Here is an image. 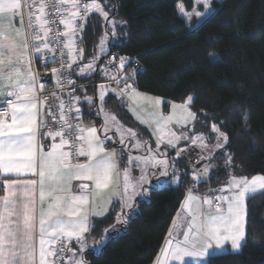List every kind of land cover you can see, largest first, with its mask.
Segmentation results:
<instances>
[{"label": "snow or ice", "instance_id": "snow-or-ice-1", "mask_svg": "<svg viewBox=\"0 0 264 264\" xmlns=\"http://www.w3.org/2000/svg\"><path fill=\"white\" fill-rule=\"evenodd\" d=\"M210 2L196 0L205 8L210 6ZM179 8L189 20L193 15L201 16L195 10L193 13L185 12L182 4ZM92 10L102 13L107 19V12L95 0L83 5L84 15L81 14L80 0H0V97H3L0 101V188L4 192L0 195V264H64L69 252L72 254L68 257V264H88L84 252L88 234L95 230L90 217H99L108 211L96 205L101 190L111 192L106 203H111V197H117L121 207L129 210L116 218L117 223L127 226L130 214L138 212L139 206L134 207L133 204L135 196L146 195V192L137 191V185L147 180L150 169L162 168L160 174L168 175L167 149L175 150L181 139L199 145L208 152V156L202 158L208 159L209 164L202 173H194V178L206 176L212 166L214 150L209 148L203 135L190 137L186 131L180 134L169 132L167 136L162 134L157 136L156 149L153 150L151 145L145 147L147 142L142 143L137 139L136 131L127 129L125 133L117 128L120 145L127 147V135L130 139H136L133 147L145 148L146 154L129 155L128 163L134 160L140 175L132 177L131 169L125 167L122 191L112 190L113 185L116 189L120 187L119 162L116 149L108 150L105 147L106 142H114L107 135L110 130L108 114H105L104 135L101 138L94 126L69 123L66 113L73 109H66L63 100L58 105L45 104L55 93L43 97L39 95L45 85L38 83L33 61L43 57L46 68L48 62L56 63L59 58L60 68L51 69L59 83L61 70L71 69L77 56L83 58V50L75 48V35L83 30L77 26L76 20H83ZM56 24L64 25L66 31L59 32L54 28ZM103 44L104 39H101ZM57 48L60 49L58 55ZM101 50H104L103 47ZM65 55L70 62L63 59ZM94 63L95 58L81 67L80 73L93 71ZM126 63V59L121 57L120 68H124ZM136 74L132 72L122 77H111L118 86L113 90L114 94L121 97L122 104H129V110L134 111L141 102L157 109L170 104L171 114L153 113L157 131L166 129L173 122L187 128L189 121H196V114L191 111L195 97L188 96L184 103L178 105L143 94L135 87L138 83ZM68 83L74 82L68 80ZM120 84H123L122 88ZM87 99L89 104L93 103L92 98ZM99 99L102 103L105 101L103 91ZM43 107H46L44 114L59 123V130L40 131L41 127L49 128L47 121L40 120ZM54 107L56 112L53 111ZM80 111V108H75L77 120ZM111 120L115 122L116 117L112 116ZM140 123L144 124L145 121L140 120ZM212 131L216 133L214 149H223L228 143L227 134L216 125L212 126ZM38 136L53 141L48 151L45 152L43 145L38 143ZM57 137L58 143L55 142ZM162 146L165 147L164 151H161ZM181 151L183 149L177 151V157ZM225 157L227 168L232 165L233 157L227 153ZM229 175L226 188L209 189L211 193L219 192V195L198 197L191 190L188 191L181 205L187 215L186 230L175 235L169 230L155 264H185L186 257L196 264H212V260L229 254L226 244H230L232 253L242 250L247 242L246 200L264 193V175L251 179ZM27 176L34 178L20 179ZM73 182H79L76 184L79 194L73 192ZM175 182H179L178 179ZM119 231L113 226L105 230V237ZM73 240L78 246L75 250L68 245Z\"/></svg>", "mask_w": 264, "mask_h": 264}, {"label": "trees", "instance_id": "trees-1", "mask_svg": "<svg viewBox=\"0 0 264 264\" xmlns=\"http://www.w3.org/2000/svg\"><path fill=\"white\" fill-rule=\"evenodd\" d=\"M97 1L107 19L96 11L86 17L83 59L75 68L78 78L95 80V71L81 75L79 69L97 55L107 33V54L137 56L144 65L136 75V88L175 102L192 95L197 117L192 132L211 135L217 124L228 136L227 145L214 154L207 179L196 181L171 154L174 170L181 171L179 184L152 186L148 199L134 205L138 212L130 214L127 226L117 223V204L93 219L95 230L89 235L106 242L99 251L84 253L88 264H152L194 182L205 191L226 184L229 173L264 175V0L214 2V12L195 29L179 14V5L191 10L195 0ZM37 69L44 73L49 67L38 64ZM104 104L139 135L150 136L118 96L109 93ZM225 153L233 157L227 168ZM113 226L120 231L106 238L105 230ZM246 233L242 250L229 251L212 264H264V193L247 200Z\"/></svg>", "mask_w": 264, "mask_h": 264}, {"label": "built area", "instance_id": "built-area-1", "mask_svg": "<svg viewBox=\"0 0 264 264\" xmlns=\"http://www.w3.org/2000/svg\"><path fill=\"white\" fill-rule=\"evenodd\" d=\"M81 4V14L84 15L83 13V1L80 0ZM27 9H25V12ZM86 17L87 14L85 15V18L83 20H80L77 18L76 24L78 27L82 28V31H79L75 35V48L76 49H82L84 47V31L86 28ZM55 19V17H53ZM55 29H58L59 32L63 33L66 31L64 25L62 24H56L54 25ZM60 49L57 48V55L59 54ZM65 53H67V49L64 50ZM123 57L126 59L127 63L125 64L124 68H120V58ZM115 58V59H114ZM65 61L70 62L68 60L67 55L63 58ZM83 59V58H82ZM82 59L77 56L76 62L72 64L71 69H62L60 73V82L58 83L54 74L51 72L52 68H60V62L59 58L56 63L48 62L47 67H49L48 73H50L51 78L50 80L47 81V85L43 89L42 92L39 93L41 97L55 93V96L52 97L50 96L48 101L45 102L46 105H58L61 100L65 102L66 109L71 108L73 111L67 112L68 116V122L69 123H79L82 125V121L84 119V113L82 111L81 105H80V94L84 92L86 89H88L89 86H95L99 83L107 84L110 87H113L114 89H117V84L114 80L111 79L113 75H116L118 77H122L123 75L127 73H132V72H140L141 70L144 69V65L138 60L137 56H131V55H119L117 53H111L103 56V58L100 59V61L97 63L96 69H95V80H80L78 76L75 73V68L81 63ZM36 65L42 64L44 65V58H37L34 60ZM47 73V74H48ZM137 75V74H136ZM136 79V76H135ZM68 80L73 81L74 83L69 84ZM131 83V81H129ZM120 88L123 87V84L119 85ZM78 98V100L76 99ZM75 108H80V113H79V120L75 119L77 116V113L75 112ZM53 111L56 112L57 109L54 107ZM59 119L58 113H57V121ZM42 121H47L49 124V128H40L41 132H47L49 130L56 131L59 130V123L56 121H53L51 116H45L40 118ZM41 137V136H40ZM43 141L48 140L49 138L41 137ZM181 151L180 156L177 157L176 153L177 151ZM170 152L175 154V157H177L179 160H181L187 167L188 173L193 176L194 173H202L204 167L208 165V159L202 158V157H207L203 150L198 146V145H193L192 143H188L182 147H177L175 150L170 149ZM172 153V154H173ZM2 179V178H0ZM209 189H218V188H208L206 195L211 196L213 194L219 195V192L216 193H211ZM2 190V188H0ZM68 245H70V242H68ZM67 255L65 256V261L64 264L66 263Z\"/></svg>", "mask_w": 264, "mask_h": 264}, {"label": "crops", "instance_id": "crops-1", "mask_svg": "<svg viewBox=\"0 0 264 264\" xmlns=\"http://www.w3.org/2000/svg\"><path fill=\"white\" fill-rule=\"evenodd\" d=\"M87 1H91V0H84L83 2H84V4H86V2ZM224 1V0H223ZM91 12H95V11H90V13ZM97 12V11H96ZM98 13H100V12H98ZM102 14V13H101ZM103 15V14H102ZM104 17V16H103ZM202 23V22H201ZM200 23V24H201ZM200 24H198L197 26H199ZM197 26H195L194 27V29L197 27ZM87 63H89V62H87ZM98 63V62H97ZM86 64V63H85ZM85 64H82L81 65V67H84V65ZM42 65V64H41ZM42 66H44V65H42ZM79 66V65H78ZM96 66L97 65H95V67H94V71H95V69H96ZM32 67H33V69H34V71L38 74V83H40V84H44L45 86L47 85L46 83H47V80H45V78H46V75H47V73H48V71L50 70H46L44 73L43 72H41L39 69H37V65H36V63H35V61H33V65H32ZM79 72H80V69H79ZM92 73H93V71H91ZM90 72V73H91ZM81 74V73H80ZM81 75H87V73L85 72L84 74H81ZM99 84H103V83H99ZM98 84V85H99ZM98 85L94 88L95 90V93H94V104L97 106V104H98V99H97V95H96V89H97V87H98ZM109 87V86H108ZM45 88V87H44ZM138 89V88H137ZM113 90H114V88L113 87H109L108 88V90H107V92L105 93V99H106V97H107V95L109 94V93H113L114 94V92H113ZM139 90V89H138ZM142 91V90H141ZM116 96H118V95H116ZM190 96H192V95H190ZM119 97V96H118ZM87 98H89V95H87V94H80V105H81V108H83V104L84 103H86V104H88V99ZM119 99H121V97H119ZM124 99H127L126 97L124 98ZM3 100V97H0V101H2ZM96 102V103H95ZM105 102V101H104ZM126 104V107H127V109L129 110V104L128 103H125ZM191 108H192V105H191ZM45 111H46V107H43V108H41V116H40V118H42V117H45L46 115L44 114L45 113ZM129 112L133 115V117L140 123V120H144L145 121V123L144 124H142V125H144L148 130H149V134H150V142H151V144L150 143H148V140H143V139H141L143 142H147V144L146 145H148V144H150L151 145V147H153V150H155L156 149V138H157V136H159V135H162L163 133L162 132H164L163 131V129H160L159 131H157V126H156V124H154L153 122H152V120H150V118L140 109V108H136L134 111L133 110H129ZM193 112V111H192ZM195 113V112H194ZM100 117V118H99ZM97 119H99L100 121H99V124L101 123V124H104V121H105V117L104 116H98L97 117ZM196 119H197V117H196ZM91 121L92 120H87V119H83V122H86L85 123V125H83V123H82V126H85V127H87V126H89L90 125V127L91 126H94L93 124H91ZM88 122H90V123H88ZM194 123H195V121H194ZM141 124V123H140ZM213 125H216L217 127H218V125L217 124H213ZM212 125V126H213ZM173 126H174V129L178 132V133H181V132H183V131H186L187 132V134L191 137V136H194V135H205V134H203V133H191L190 132V130H189V127L191 126V123H189L188 125H187V128H182L180 125H178V124H173ZM219 128V127H218ZM220 130V129H219ZM221 131V130H220ZM155 132V135L153 134ZM222 132V131H221ZM213 133V131H212V128H211V134ZM215 133V132H214ZM107 135H109V136H111L114 140H116V141H114V142H106V144H105V147L108 149V150H111V149H113V148H115L116 149V152H117V159H118V162H119V177H118V183H119V185H120V187H119V189H116L115 188V185H113V188H112V190H118V191H122V189H123V171H124V168L125 167H128V168H130L131 169V175H132V177H134V178H136V177H139V175H140V173L139 172H137L136 171V167L134 166L135 165V161L133 160V162L131 163V164H129L128 163V157H129V155H131V156H133V157H135V156H140V155H144V154H141L140 152H138V151H136V150H134V151H132L130 148H129V146H128V141H129V139L130 138H125V140H127V142H126V144H127V147L126 148H124V146L123 145H120L119 144V139H120V134H119V132L118 131H116V130H114V128L113 127H110V130L108 131V133H107ZM206 136V138H207V140H208V144H210L209 145V147H210V149H213L212 148V145L214 144V141L212 142V138H213V135L211 136V135H205ZM125 137H127V135L125 136ZM215 138H216V133H215ZM37 139H38V143H40V144H42L43 145V148H44V151L46 152V151H48V149L50 148V146H51V144L53 143V141L49 138L48 140H45V141H43L42 139H41V137L40 136H38L37 137ZM180 141H182L179 145H177V147H182V146H184V145H186V144H188V143H191L190 141H185V140H183V139H181ZM55 142H59V137H57V139H56V141ZM122 148H124V150L123 151H121V149ZM165 147L164 146H162L161 147V149H164ZM169 151H170V149H168ZM214 150V154L219 150V149H213ZM172 153L170 152V153H168V157L169 158H171L172 159V155H171ZM208 155V154H207ZM81 159H83V158H81ZM175 167V166H174ZM139 170V169H138ZM154 170H156V169H150L149 170V172H150V176H152V178L154 177V176H156V172L154 171ZM174 171V173H173V175H176V176H178L179 177V181H180V176H181V171H179L178 169H176L175 168V170H173ZM172 175V176H173ZM236 177H243L244 175H235ZM10 178H12V179H15V177H10ZM31 178H34V177H31V176H27V177H20V179H31ZM230 179V178H229ZM228 179V180H229ZM133 182H135L134 180H133ZM79 182H73V192L75 193V194H79L78 192H77V190H76V184H78ZM179 184V183H178ZM177 185V184H176ZM147 187H148V185H147V183H145V182H143L142 184H138L137 185V191L138 192H146L147 191ZM225 187H227V184H225V186H224V188ZM189 190H191L192 191V193L194 194V195H196V196H198V197H203L204 195L202 194V193H200L199 191H197L195 188H189L188 190H187V192H186V195H187V193H188V191ZM130 192H131V189H130ZM148 193H149V191H148ZM4 194V192H3V190H0V195H3ZM225 194H227V193H225ZM111 195V192L109 191V190H101V196L100 197H98L97 199H96V205L98 206V207H104V208H107L108 209V211H107V213L106 214H104V215H101V216H99V217H103V216H105V215H107L111 210H112V208L114 207V205H119L118 206V208H119V213H118V215L121 213V215L123 214V212H125L126 210V208H122L121 207V204L119 203V200H118V198L117 197H111V203H106V201H107V199L109 198V196ZM186 195H185V197H186ZM185 197H184V199H185ZM140 198H142V196H140V195H136L135 196V199H134V201H133V204L135 205L136 204V202L138 201V200H140ZM184 199H183V201H184ZM37 201H38V191H37ZM183 201H182V203H183ZM182 205V204H181ZM99 217H97V216H92V217H90V223L92 224V221H93V219L94 218H99ZM186 221H187V215H186V213H185V211L181 208V206H180V208H179V210H178V212L176 213V215H175V217H174V219H173V221H172V224H171V226H170V229L173 231V233H174V235L177 233V232H182V231H184V230H186ZM169 229V230H170ZM169 232V231H168ZM168 238V234H167V236H166V238H165V240H164V243H163V245H162V247H161V249L164 247V245H165V241H166V239ZM182 238V237H181ZM104 242H106V240H105V238L104 239H102V240H96V238H94V237H92V236H90L89 234H88V238H87V246H86V249H85V252H87L88 250H94V251H99V249L101 248V246L103 245V243ZM69 247H71L72 249H77V245H76V243H75V241L73 240V241H71L70 242V245H69ZM225 247L228 249V250H230V244H226L225 245ZM161 249H160V252L158 253V255H157V257L158 256H160L161 255ZM84 252V253H85ZM71 252H69L68 253V256L67 257H70L71 256ZM156 257V258H157ZM188 259H190L189 261H191V258H187V260ZM66 263L68 264V258H67V260H66ZM189 263H196L195 261H191V262H189Z\"/></svg>", "mask_w": 264, "mask_h": 264}, {"label": "rangeland", "instance_id": "rangeland-1", "mask_svg": "<svg viewBox=\"0 0 264 264\" xmlns=\"http://www.w3.org/2000/svg\"><path fill=\"white\" fill-rule=\"evenodd\" d=\"M95 2L96 3H98V4H100L97 0H95ZM214 2H223V0H211V2H210V6L209 7H207V8H205V7H203V5L202 4H198V3H196V0H195V4H194V7L191 9V10H186L185 8H184V11L185 12H187V13H193V11L195 10V11H197V12H200L201 13V16H196V15H193L192 16V18L189 20L188 19V17L187 16H185V15H183L182 13H181V11H180V8H179V14H180V16L186 21V22H188L189 24H190V26L192 27V28H194L195 26H197L198 24H200L201 22H203L204 20H206V18H208L213 12H214ZM90 3H93V0H91V1H87L86 2V4H90ZM92 11H96V10H92ZM90 12H88L87 13V15L89 14ZM109 19V18H108ZM103 20V19H102ZM102 39H104V44H103V46L101 45V41H100V44L98 45V48H97V55L94 57L95 58V63H94V66L93 67H95V65H97V62H98V59L102 56V55H105V54H107L108 52H109V36L107 35V33H105L103 36H102ZM102 47H103V51L101 50L102 49ZM212 58H216L217 57V55L215 54V53H212ZM93 58V59H94ZM92 59V60H93ZM89 63H86L84 66H86V65H88ZM94 71V70H93ZM87 73V75H91L92 74V72L90 73V72H86ZM83 81H85V79H82ZM89 81V80H88ZM91 81V80H90ZM98 85V84H97ZM101 85H103L104 86V88L103 89H101ZM110 87V86H109ZM108 85L107 84H99L98 85V87H97V89H96V95H97V99H98V104H97V106L94 104V93H95V89H93V88H95L93 85L92 86H89L88 87V89H86L84 92H82L81 94H87V95H89V98H92L93 99V103L92 104H86V103H84L83 104V108H82V111H83V113H84V118L85 119H87L88 121L89 120H92L91 121V124H93L94 125V127H96L97 129H98V135L101 137V138H103V135H104V133H103V131H102V129H103V126H104V124H99V119H97V117L100 115L101 117L102 116H104L105 118H106V115L105 114H108V119H109V126L110 127H113L114 128V130H116L117 131V128H119L120 129V131L121 132H125L126 133V130L127 129H132V130H134V128H132V127H129V126H127L126 124H124L120 119H119V117L117 116V114H115L113 111H111V110H109L108 108H106V106H105V104H104V102L102 103L101 101H100V99H99V97H100V94H101V91H103L104 92V94L107 92V90H108ZM139 92H141V93H143V94H147V95H149V96H151V97H158V98H161L162 100H164V101H169V100H167V99H165V98H163V97H161V96H158V95H155V94H151V93H148V92H144V91H141V90H138ZM169 102H175V101H169ZM185 101H182V102H175L176 104H182V103H184ZM96 103V102H95ZM138 108H140L149 118H150V120H152V122L154 123V124H156V121H155V117H154V115H153V113H155V112H162L165 116H167V115H169V114H171V107H170V104H164V105H162V106H160V108L159 109H157V108H155V107H153V106H151V105H148V104H146V103H144V102H141L140 103V105H139V107ZM191 111H193L194 112V110L191 108ZM196 114V113H195ZM112 116H115L116 117V121L115 122H113L112 120H111V117ZM100 118V117H99ZM82 123H83V125H85V123L86 122H83L82 121ZM88 123H90V122H88ZM189 123H191V126L189 127V130H190V132L191 133H193L192 132V126L194 125V121H189L188 122V124ZM173 124H176L175 122H173V123H171V124H169L168 126H167V128L166 129H163V128H161V129H163V131L164 132H162L163 133V135H165V136H167V134L169 133V132H175L176 134H180V133H178L175 129H174V126H173ZM179 125V124H178ZM156 126H157V124H156ZM87 127H90V125L89 126H87ZM134 131H136V130H134ZM137 132V131H136ZM86 134V133H85ZM194 134V133H193ZM197 134V133H196ZM213 135V138H212V142L214 141V144L212 145V148L214 149V145H215V143H216V138H215V133L213 132L212 134H211V136ZM144 136V135H143ZM143 136H141V135H139L138 134V136H137V139L138 140H140L142 143H143V141L141 140V139H143V140H148V143H150L151 144V142H150V136L148 135V136H145L146 138H144ZM204 137H206L205 135H204ZM125 138H128V137H125ZM114 140V139H113ZM114 141H116V140H114ZM125 142H127V140H125ZM182 141H180L177 145H179L180 143H181ZM206 142L208 143V140H206ZM135 143H136V139H129V141H128V146H129V148L132 150V151H134V150H136V151H138V152H140L141 154H146V151H145V148H140V149H136L135 147H133V145H135ZM150 144H148V145H150ZM208 145H210V144H208ZM147 145H145V147H146ZM199 146V145H198ZM200 147V146H199ZM152 149H153V147H151ZM201 148V147H200ZM210 148V147H209ZM202 149V148H201ZM165 150V148L164 149H161V151H164ZM203 150V149H202ZM167 152L168 153H170V151L167 149ZM203 152L205 153V155L206 156H208L207 154H208V152L207 151H205V150H203ZM173 153V152H172ZM173 155H175L174 153H173ZM169 158V157H168ZM174 165H175V161L174 160H172L171 158H169V168L167 169V172H168V175L167 176H163V175H161L160 173L163 171V169L162 168H157L156 170H154L156 173V176H154L153 178H152V176H150V174L148 175V177H147V180L145 181V183H147V185H148V187H147V191H146V195L145 196H143L142 198H140V199H148V191L150 190V188L152 187V186H157V185H159V186H163V185H166V184H173V185H176V184H178L179 182H175V181H177V179H178V181H179V177L178 176H176V175H173V173H174ZM135 166V165H134ZM186 169H187V167H186ZM136 171L137 172H139L140 173V171L138 170V168H136ZM209 173V172H208ZM208 173L206 174V176H204V175H202L200 178L198 177V178H194V176H192L196 181H200V180H203V179H207L208 178ZM173 175V176H172ZM256 175H263V174H255V175H251V176H243V177H246V178H248V179H251L253 176H256ZM157 177H159V180H157ZM238 178V177H237ZM240 178V177H239ZM148 181H150L151 182V184H149V182ZM194 184V187L196 188V190L197 191H199L200 193H202L204 196H206V192H207V190H205V191H201V190H199V188L196 186L197 185V183L196 182H194L193 183ZM224 186H225V184L223 185V186H221L220 188H224ZM191 188H193V187H191ZM226 188V187H225ZM219 189V188H218ZM193 194V193H192ZM194 195V194H193ZM248 200V199H247ZM247 200H246V207H247ZM125 210H128L127 208L125 209ZM119 215H121V213L119 214ZM229 251H231V248H230V250ZM68 256V255H67ZM68 258V257H67ZM67 260V259H66ZM156 260V259H155ZM155 260L153 261V263L152 264H155ZM190 259H188L187 260V257L185 258V264H189V262H191V261H189Z\"/></svg>", "mask_w": 264, "mask_h": 264}, {"label": "water", "instance_id": "water-1", "mask_svg": "<svg viewBox=\"0 0 264 264\" xmlns=\"http://www.w3.org/2000/svg\"><path fill=\"white\" fill-rule=\"evenodd\" d=\"M50 78H51V75H50V73H48L47 75H46V78H45V80H50Z\"/></svg>", "mask_w": 264, "mask_h": 264}]
</instances>
